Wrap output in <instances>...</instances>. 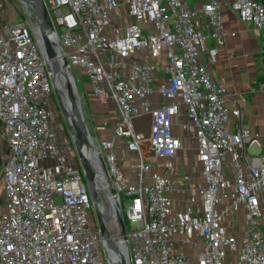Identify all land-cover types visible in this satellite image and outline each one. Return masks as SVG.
Instances as JSON below:
<instances>
[{
  "label": "built area",
  "instance_id": "built-area-1",
  "mask_svg": "<svg viewBox=\"0 0 264 264\" xmlns=\"http://www.w3.org/2000/svg\"><path fill=\"white\" fill-rule=\"evenodd\" d=\"M43 2L75 88L74 71L87 80L88 95L116 111L113 138L101 141L99 153L131 263L264 264V128L252 133L244 127L240 107L229 109L228 90L208 68L225 39L236 35L224 29L220 0L203 2L208 33L189 0ZM230 7L264 40L260 3L230 0ZM23 8L27 18L0 28V139L7 149L0 264H119L117 223L110 222V235L105 221L114 252L89 220L93 205L81 169L49 164V63L36 21ZM154 95L167 103L153 105ZM180 105L188 118L181 131L195 139L203 184L187 172L182 186L172 178L182 169L173 161L181 150L174 125ZM143 116L148 130L137 132ZM118 137L136 156L132 178L118 165ZM233 214L243 216L239 237L224 225Z\"/></svg>",
  "mask_w": 264,
  "mask_h": 264
},
{
  "label": "crops",
  "instance_id": "crops-1",
  "mask_svg": "<svg viewBox=\"0 0 264 264\" xmlns=\"http://www.w3.org/2000/svg\"><path fill=\"white\" fill-rule=\"evenodd\" d=\"M203 2L204 0H189L191 8L196 13L201 30L204 33H208L207 21L201 12ZM218 11L224 29L236 35L234 37L228 36L225 39L224 45L218 49L215 61L208 62L209 71L212 77L228 90L231 97L227 102L229 109L237 106L240 107L244 127L248 128L252 133H262L264 128V40L255 31L251 23H245L240 20L238 15L231 9L230 0H220ZM16 20L12 19L11 21ZM212 46L213 41L209 40L207 48H211ZM86 92L87 96L94 101L90 102L92 105H95L94 109L98 113H105L103 109L104 105H101L95 98L88 95L87 87ZM159 102L167 103L165 99L156 95L151 98L153 105ZM186 122H188V118L185 115V107L180 105L179 112L174 118L175 129L180 138L182 136L186 139L191 136L195 154L192 163L184 159L181 151L173 159L182 168L172 175L178 186L183 185L181 179L183 172H187L191 176L193 183L203 184L201 167L197 161L195 152V139L193 135H186L181 131V125ZM231 122H233L232 117L229 119L230 125ZM52 131L55 137V131ZM51 144L48 147V152L53 147ZM48 160L49 164L57 163L53 161L51 154H49ZM151 164L153 165V169L157 171L158 168L155 167L157 163ZM135 166L136 161L133 168L123 170L129 178H132ZM243 222L241 214H233L224 221V225L227 228L228 234L239 237L243 228ZM262 225L264 229V223Z\"/></svg>",
  "mask_w": 264,
  "mask_h": 264
},
{
  "label": "rangeland",
  "instance_id": "rangeland-1",
  "mask_svg": "<svg viewBox=\"0 0 264 264\" xmlns=\"http://www.w3.org/2000/svg\"><path fill=\"white\" fill-rule=\"evenodd\" d=\"M45 1L47 2L48 0ZM24 16L27 18L28 13L23 8V5L19 0H0V28L3 27L4 24L11 22L12 19L18 20L24 18ZM34 26L36 29V25ZM74 77L76 81L75 85L77 88L74 89L76 91L75 98L77 100V104L79 107V111L83 123L91 137L90 143L94 148L100 151L101 141L113 138L114 123L116 122L117 119L116 111L112 105H106L103 106L105 113L103 114L98 113V111L94 109L95 105H92L90 103L91 101L92 102L94 101L92 100V98H89L87 96V92H86L87 86L85 87L84 85L85 84L84 79H82L76 71H74ZM45 105L49 109L52 116V119L50 121V127L52 130L55 131V137L51 144L53 147L48 153L53 156V161L55 162H61L63 160L65 164H70L73 167L81 169L76 148L73 144L72 137L68 132L67 127L62 119L60 112V105L54 93L52 94L51 101L49 103L45 101ZM148 122L149 119L147 116L141 117L139 121L140 125L136 131L147 132L149 125ZM84 148L88 153H90V150L85 145ZM193 149L194 148H193V142L191 140V136H189L186 139L181 136L180 151L182 152V156L184 157V159L186 161H190L191 163L193 162V158L195 154ZM104 151H102V154L104 153ZM114 152L115 155L118 157V165L122 170L124 169L128 170L129 168L134 167L136 156L134 154H132L131 156L128 153L127 145L123 138L118 137L115 139ZM150 152L151 151H149V153ZM252 152H256V150H253ZM90 155L91 157H93L95 161H97L100 164L94 152H91ZM6 157H7L6 142L1 141L0 139V205H3L5 199L4 191H3L4 181L2 176V167L4 161L6 160ZM149 161L153 164L157 162L155 158H151ZM96 185L97 187H99L98 193L100 199V210L101 213H103L104 215L105 218L104 221H107L108 223V229L111 235L113 229H112V224L110 222H113L114 218H113V209L111 206L109 193L107 190L102 189L103 188L102 184L101 185L96 184ZM91 218L96 223L93 209L91 210V214H89L90 221Z\"/></svg>",
  "mask_w": 264,
  "mask_h": 264
},
{
  "label": "water",
  "instance_id": "water-1",
  "mask_svg": "<svg viewBox=\"0 0 264 264\" xmlns=\"http://www.w3.org/2000/svg\"><path fill=\"white\" fill-rule=\"evenodd\" d=\"M19 1L23 6H26L29 9V12H31L33 19L36 21L41 51L49 63L47 71L50 73L53 93L58 100L62 119L72 137L73 144L77 151L82 174L90 193L93 211L95 214V221L100 232L101 239L105 241L109 248L113 249L114 252L116 251V249L109 242L108 230L106 228L104 218L101 214L98 187L94 178L95 172L89 161L83 156L82 152L80 151L79 143H83L90 150V153L94 152L101 165V169L108 188L111 206L117 223L118 236H120L119 241L122 240V244H120L121 252L116 251L120 258L119 264H132L129 255L125 251V245L123 243V240H125L124 220L113 191L112 181L105 167V164L102 161L99 151L90 143L91 137L83 123L77 100L75 98V86L74 84H71L72 82H70L69 79L68 65L64 57L62 56L60 46L55 43L56 36L54 35L53 26L48 11L44 5L43 0ZM58 77L62 78L65 84L67 90V100L71 107L70 113L66 112L63 108L62 101L60 99L59 92L56 86V80ZM123 251L126 255V259L122 257Z\"/></svg>",
  "mask_w": 264,
  "mask_h": 264
},
{
  "label": "bare ground",
  "instance_id": "bare-ground-1",
  "mask_svg": "<svg viewBox=\"0 0 264 264\" xmlns=\"http://www.w3.org/2000/svg\"><path fill=\"white\" fill-rule=\"evenodd\" d=\"M68 75H69L70 82H72L70 74H68ZM56 86L58 88V91H59V94H60V98H61L64 110L66 112L70 113L71 107H70L69 102L67 100V90H66V87H65V84H64L62 78H60V77L57 78ZM79 149L82 152L83 156L89 161V163L91 164V166H92V168H93V170L95 172V177L94 178H95L96 184H99V185L102 184V187H103L102 189L108 191L107 184H106V182H104V179L101 176V173H102L101 165L97 161H95L93 159V157H91L90 153H88L86 151V149L84 148L83 143H79ZM101 214H102V216L104 218L103 213H101ZM113 218H114V221H116L115 216H114V212H113ZM104 220H105V218H104ZM122 257L124 259H126V255H125L124 251H123Z\"/></svg>",
  "mask_w": 264,
  "mask_h": 264
},
{
  "label": "trees",
  "instance_id": "trees-1",
  "mask_svg": "<svg viewBox=\"0 0 264 264\" xmlns=\"http://www.w3.org/2000/svg\"><path fill=\"white\" fill-rule=\"evenodd\" d=\"M256 2H258V3H260L263 7H264V0H255ZM80 77L82 78V79H84V81H85V87H86V85H87V80L85 79V77H83L82 75H80ZM131 155V154H130ZM132 156V155H131Z\"/></svg>",
  "mask_w": 264,
  "mask_h": 264
}]
</instances>
